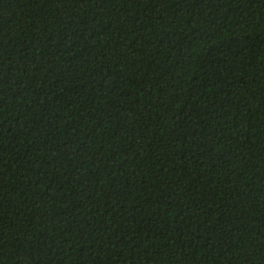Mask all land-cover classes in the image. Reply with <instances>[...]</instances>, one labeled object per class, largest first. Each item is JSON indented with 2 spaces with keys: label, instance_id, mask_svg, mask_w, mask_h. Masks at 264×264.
Listing matches in <instances>:
<instances>
[{
  "label": "trees",
  "instance_id": "trees-1",
  "mask_svg": "<svg viewBox=\"0 0 264 264\" xmlns=\"http://www.w3.org/2000/svg\"><path fill=\"white\" fill-rule=\"evenodd\" d=\"M0 264H264V0H0Z\"/></svg>",
  "mask_w": 264,
  "mask_h": 264
}]
</instances>
